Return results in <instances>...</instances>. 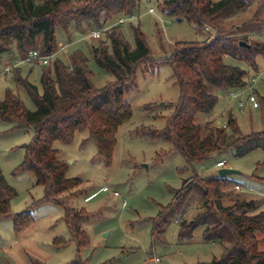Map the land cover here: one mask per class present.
Listing matches in <instances>:
<instances>
[{
	"label": "trees",
	"instance_id": "16d2710c",
	"mask_svg": "<svg viewBox=\"0 0 264 264\" xmlns=\"http://www.w3.org/2000/svg\"><path fill=\"white\" fill-rule=\"evenodd\" d=\"M141 1L83 0L73 4L71 0H0V58L4 53L15 51L21 59L33 50L52 56L49 66L41 72L42 91L27 76H13L17 86H23L34 101V110L27 108L11 89H6L4 97L0 98L1 120L12 123V129H34L31 141L25 145L24 158L13 174L31 172L36 185L44 187L43 197L33 206L43 202L66 206L65 219L79 248L89 242L84 224L91 212L69 206L68 199L80 191L83 179L67 175L69 164L61 158L55 143L68 145L77 132H87L88 137L83 142L95 141L98 154L107 166L111 165L118 143L117 133L133 117L127 95L138 87L139 69L153 72L161 64L171 65L180 94L172 104L166 127L139 126L134 130L136 133L170 142L171 150L179 151L190 167L214 155L233 152L234 156L242 157L254 149H264V129L241 132L233 114L229 115L228 128L202 118L214 112L220 92L241 90L252 83L254 73L228 62V58L245 62L255 71L259 67L257 58L264 57L263 43L249 42L247 36L234 35L233 27L227 30L221 24L226 16L246 10L253 0H154L163 14L187 20L201 29L207 26L216 32L203 40L177 41L169 55L158 57L153 56L140 26L133 28L134 46L119 31L122 24L116 19L134 14ZM73 26L78 31L91 26L102 30V36L105 34V39L92 49L97 64L114 76L102 87L95 85L90 59L81 49L70 54L69 63L56 57L60 50L56 30L62 28L71 39ZM20 65L15 69H20ZM258 98L264 108V94H258ZM252 176L264 182V176L255 172ZM228 184L240 183L227 176L203 177L198 173L192 179H185L182 187L175 191L174 201L153 218V235L159 233L162 220L168 223L164 217L175 211L181 196L198 186L203 191L206 210L192 220L181 219V239L191 238L194 228L202 224L206 225L203 239L207 242L221 241L226 227L235 240L221 257L199 264H264L259 237L264 233L262 203L237 197L234 203L225 205L223 198ZM63 194L68 195L62 197ZM16 195V189L0 167V218L12 217L14 230L20 234L35 218L30 206L21 212H12L11 202ZM208 215L217 217L219 223L201 221ZM65 243L62 237L54 239V244ZM67 264H87V261L76 257Z\"/></svg>",
	"mask_w": 264,
	"mask_h": 264
},
{
	"label": "rangeland",
	"instance_id": "374dc122",
	"mask_svg": "<svg viewBox=\"0 0 264 264\" xmlns=\"http://www.w3.org/2000/svg\"><path fill=\"white\" fill-rule=\"evenodd\" d=\"M71 1L77 4L83 0ZM151 7L155 9L154 13L149 11ZM134 15L138 20L126 21L120 25L119 31H122L134 46L133 28L140 26L153 56L156 57L169 55L177 41L203 40L216 34L214 29L207 26L201 29L187 20L179 21L163 14L154 0H142ZM118 19L119 17L116 20ZM221 24L227 30L233 27L231 31L234 35L247 36L249 42L258 40L264 44V0H253L246 10L226 16ZM90 27L78 31L74 30L73 26L71 39L62 28H58L56 36L60 50L56 57L69 63L70 54L76 49H81L90 59L89 67L94 73L95 85L102 87L113 80L114 76L100 67L92 56L93 47L105 39V34L99 39H93L87 34ZM16 57L11 56L10 52L4 53L0 58V70L9 63L12 66V72L6 74L7 76L2 75L0 79V98L4 97L6 89H11L24 101L27 108L34 110V101L23 86H17L13 76H27L42 91L41 72L49 64L22 63L20 69H15L13 65L20 59L18 55ZM227 61L247 68L250 73L260 72L253 90L257 91V97L258 94H264V57L257 58L259 67L255 71L245 62L230 58ZM137 84L138 87L127 95L133 107V117L121 126L117 133L118 143L111 165L107 166L98 154L95 141L83 142L88 137L87 132H77L73 142L68 145L55 143L61 151V158L69 164L67 175L83 179L80 191L68 199L69 206L86 208L91 212L84 224L89 242L80 248L66 222V206L52 202L33 206L35 201L43 197L44 187L36 185L31 172L13 174L24 158L25 145L31 141L34 129H12V123L0 119V167L7 181L17 191L11 202L12 212L18 213L30 206L35 218L20 234L14 230L12 217L0 218V264H67L76 257L86 260L87 264L211 262L221 257L235 243L227 227L223 229L221 241H205L203 232L206 225L202 224L194 228L191 238L183 240L180 237L181 219L192 220L206 210L201 188L193 187L181 196L175 211L167 213L164 217L168 223L164 224L162 220V227L157 230L159 233L155 236L153 218L158 217L162 209L174 201V193L182 187L185 179H192L195 173L203 177L219 175L221 167L216 166V163L221 159L227 160L226 168L239 171L227 177L241 184V189H236L233 184L226 186L227 194L223 203L232 204L237 197L256 199L262 203L264 209V182L252 176L254 172L255 175L264 176L263 148L254 149L242 157L234 156L233 152L214 155L195 163L193 167L188 166L179 151L171 150L173 146L170 142L134 131L139 126L157 129L166 127L167 117L173 111L172 104L178 100L180 94L179 85L173 77V68L164 63L153 72L139 69ZM229 93L220 92L214 112L211 115H203L202 118L214 121L217 126L224 125L228 128L229 115L233 114L241 132L263 130L262 104L260 103L259 108H253L247 102L249 90L237 97ZM240 100L246 104L244 113L240 112L238 107ZM104 186H108L110 190L102 191ZM113 190H117L120 195L115 196ZM66 195L68 194L61 196ZM201 221L212 225L219 223L214 215H208ZM56 237L64 238L66 243L54 244ZM259 237L260 246L264 249V233L259 234ZM154 257L161 258V262L155 263L152 260Z\"/></svg>",
	"mask_w": 264,
	"mask_h": 264
},
{
	"label": "built area",
	"instance_id": "2783aa9c",
	"mask_svg": "<svg viewBox=\"0 0 264 264\" xmlns=\"http://www.w3.org/2000/svg\"><path fill=\"white\" fill-rule=\"evenodd\" d=\"M150 12L154 13L155 12V9L153 7H151L149 9ZM137 21L138 18L134 15V14H131V15H128V16H122L119 18V20L117 21V23L119 24H124L126 23V21ZM208 28V27H207ZM88 36L93 38V39H99L102 37V30L100 29H95V28H89L88 30ZM52 56L51 55H42L40 53L39 50H33L29 53V55L25 58H21V59H17V61L14 63L13 67L14 66H17V65H20L22 63H31L32 61L36 60L38 61L39 63L43 64V65H47L50 63V60H51ZM12 72V66L11 65H7L5 68H3L2 70H0V79L2 78V75H6V74H9ZM259 76H260V72H256L254 73V75L252 76V83L247 86L246 88L244 89H241V90H233L231 91L229 94L234 96V97H237V96H240L241 94H243L244 92L246 91H250V93L248 94L246 100L247 102H249L253 108H259L260 107V102H259V99L257 97V94L256 92L253 90V85L258 81L259 79ZM245 102L243 100H240L238 102V107L240 109V112L244 113L245 112ZM227 163V160H221L219 162L216 163V166L218 167H225ZM236 189H241V184H236ZM103 191H109L110 188L108 186H104ZM113 194L115 196H119V192L117 190H113L112 191ZM125 204V202H124ZM155 263H159L161 262V258L159 257H154L152 259Z\"/></svg>",
	"mask_w": 264,
	"mask_h": 264
},
{
	"label": "water",
	"instance_id": "95a60500",
	"mask_svg": "<svg viewBox=\"0 0 264 264\" xmlns=\"http://www.w3.org/2000/svg\"><path fill=\"white\" fill-rule=\"evenodd\" d=\"M179 21H181V19H179ZM243 44H246V43L243 42ZM238 172H239V171L236 170V169L226 168V167H221V168L219 169V175H220L221 177L227 176V175L232 174V173H238Z\"/></svg>",
	"mask_w": 264,
	"mask_h": 264
},
{
	"label": "crops",
	"instance_id": "0c3cea01",
	"mask_svg": "<svg viewBox=\"0 0 264 264\" xmlns=\"http://www.w3.org/2000/svg\"><path fill=\"white\" fill-rule=\"evenodd\" d=\"M11 56H13V57L17 58V57H16V56H17V54H15V51H12V52H11ZM9 64H10V63H9ZM9 64H7V65H9ZM102 189H103V187H102ZM102 191H103V190H102ZM104 192H106V191H104ZM88 197H89V196H88ZM88 197H87V198H88Z\"/></svg>",
	"mask_w": 264,
	"mask_h": 264
}]
</instances>
